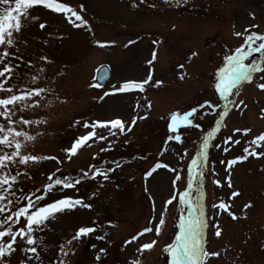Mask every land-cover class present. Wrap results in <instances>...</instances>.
Returning <instances> with one entry per match:
<instances>
[{"label": "rangeland", "instance_id": "374dc122", "mask_svg": "<svg viewBox=\"0 0 264 264\" xmlns=\"http://www.w3.org/2000/svg\"><path fill=\"white\" fill-rule=\"evenodd\" d=\"M63 2L74 7L80 4L85 6L83 14L92 32L75 29L62 15L37 7L32 15L39 16L40 22L48 25L47 28L41 31L36 24L25 29L17 38L28 41V58L35 59L40 54H47L54 61L46 66L51 82L45 81L54 93L48 97L52 105L39 112L49 123L45 127L29 130L33 135L42 133L29 147L36 154L64 159L62 165L54 161L41 162L34 170V180L27 183L29 186H41L46 175L57 167L65 174L78 175L89 164H99V161L91 160V155L106 145L85 148L71 162L61 151L75 137L84 134L82 125L77 126L76 121L91 122L116 117L130 120L136 114L133 111L136 99L146 96L153 104L148 119L138 121L134 130L124 136L112 152L101 154V160L120 159L129 163H125V167L112 176V182L100 189L94 199L90 200L89 197L97 190L96 183L85 181L80 185L78 194L93 205L92 209H78L59 216L50 222L54 231L45 234L46 243L52 245L70 238L79 226H93L95 221L97 232L75 244V255L70 257V264H97L94 257L100 248L107 249V255L102 256L100 264H126V259L132 256L138 245L133 244L125 250L124 241L145 226H151L149 221L153 216L159 217L163 203L171 192V173L159 170L145 180V170L157 159L171 166L185 167L198 150L203 133L214 126L215 120V116H208L198 121L200 129L181 128L179 131L184 143L170 142L168 152L161 158L157 153L166 134H170L167 133L166 121L161 117H167L172 111L183 112L205 99L218 100L212 86V73L222 64L223 54L242 43L233 36L234 31L242 32L246 27L259 25L253 30L264 34V0H189L188 4L179 7L174 5V0L168 4L164 0H146L144 4H139V0ZM133 4H137V7H133ZM149 4L156 7L149 8ZM61 36L63 39L58 38ZM45 40L47 44L43 43ZM154 40L162 43L153 45ZM97 41L108 46L98 47ZM129 41L135 43L129 44ZM153 51L157 52V60L149 66L147 61L151 59ZM194 51L199 56L189 61L188 57ZM253 58L258 59V54H253ZM101 64L111 67L112 79L104 88H92L89 85L94 82V69ZM180 64H184L185 68L181 69ZM149 70L153 71L156 80L164 81L161 88L149 87L139 97L124 95L100 99L112 85L124 79L146 78ZM185 72L186 79L179 80V75ZM53 73L56 75L53 76ZM260 82L259 74H256L253 84L245 83L238 89V94L230 97L237 102L244 101L246 107L229 112L225 118L226 127H222L214 143H220L237 128H251L252 132L247 137L242 133L237 134L235 139L241 140V144L234 145L228 154L214 147L209 152L202 183L206 194V219L219 224L222 230L219 238L215 237L211 226L206 232L208 247L222 253L216 264H264V159L249 158L233 166L231 188L228 187L225 167L219 163L241 155L247 141L264 131V118H261L264 115V91L255 87ZM222 109L223 102H220L217 113ZM102 134L107 135V132ZM124 140L129 143L125 145ZM185 150L189 155L180 163L177 153L182 155ZM141 155L148 156V159H133ZM217 179L221 181L220 186L213 183ZM185 186L186 168L185 180L179 187L183 190ZM233 191L240 195L232 198ZM149 193L155 198V213ZM67 194L77 195L75 191ZM220 202L230 205V211L240 218L233 220L226 211L214 210L212 205ZM247 204L252 207L246 209ZM179 208L178 203L174 202L164 213L166 224L160 237L151 233L140 241L158 239L156 247L144 253L142 264H170V257L163 249L174 238ZM184 214H187L186 210ZM105 232L109 235L104 241L95 239L96 235ZM93 244L96 249L92 248ZM224 249H228L227 254H224ZM45 264H48L47 257Z\"/></svg>", "mask_w": 264, "mask_h": 264}, {"label": "snow or ice", "instance_id": "6c2138e0", "mask_svg": "<svg viewBox=\"0 0 264 264\" xmlns=\"http://www.w3.org/2000/svg\"><path fill=\"white\" fill-rule=\"evenodd\" d=\"M145 2L146 0H139V4ZM164 3H170V0H164ZM188 3L189 0H174L176 7ZM37 7L62 15L75 29L92 32L83 14L85 12L83 4L74 7L63 0H0V264H45V257L48 264H70V257L75 255V244L97 232L96 222H93V226H79L70 238L49 245L46 243L45 234L54 231L50 222L78 209H92L93 205L79 196V186L85 181L96 183L97 190L89 197L91 200L100 189L112 182V176L129 162L120 159L101 160V154L112 152L120 140L134 130L138 121L148 119L153 108V104L144 96L143 99H136L133 108L136 114L130 120L116 117L91 122L76 121L77 126L82 125L84 134L75 137L61 151L68 162H71L85 148H92L97 144L106 145L99 147V150L91 155V160L99 161V164H89L81 169L78 175L65 174L57 167L46 175L41 186H29L27 182L34 180V170L41 162L54 161L57 165L64 163V159L58 156L39 155L29 147L34 145L39 135H42L39 132L33 135L29 130L45 127L49 123V120L41 117L39 112L52 105L48 97L54 95L53 90L45 82H51L46 66L53 64L54 61L47 54H40L35 59L28 58L26 55L28 41L17 39L25 29L36 24L41 31L47 28L45 22H40L39 16L32 15ZM133 7H137V4H133ZM148 7L155 8L156 5L149 4ZM258 27L259 25H252L244 28L242 32H233V36L242 40V43L234 50L229 48L222 56V64L212 73L214 81L212 86L218 94L216 102L205 99L183 112L172 111L167 117H161L166 121L167 133H170L166 134V139L157 153L161 158L168 152L167 145L170 142L184 143L179 131L181 128L200 129L198 121L208 116H215V120L214 126L203 133L198 150L185 167L171 166L162 159H157L145 170V180L153 177L159 170L171 173L173 176L170 181L171 192L163 203V211L159 217L153 216L149 221L151 226H145L124 241L125 250L133 244L138 245L132 256L126 259V264H142L144 253L156 247L158 239L143 243L140 241L147 234L154 233L157 238L163 234L166 224L164 213L174 202L180 206V215L175 223L174 238L163 249L170 257V264H216L221 258V251L210 249L206 241V232L210 226L216 238L221 237L222 230L219 224L206 219V194L202 181L206 174L211 148L228 154L234 145L241 144V140L235 139L237 134L242 133L247 137L252 132L251 128H237L220 143H214L222 127H226L225 118L229 112L246 107L244 101L237 102L230 97L238 94V89L245 83L253 84L256 74H259L261 82L255 84V87L264 91V34L253 30ZM58 38L63 39L62 36ZM43 43L47 44V40ZM96 43L98 47L108 46L100 41ZM132 43L135 42L129 41V44ZM152 43L157 45L162 41L154 40ZM253 54H258L259 58H253ZM198 56L199 53L194 51L188 60L191 61ZM156 60L157 52L153 51L147 64L152 66ZM179 67L184 69L185 65L180 64ZM55 75L56 73H53V76ZM186 77L185 72L178 78L184 81ZM108 78V69L102 66L97 70L95 82L89 86L102 88L104 84L99 82L107 81ZM163 85L164 81L156 80L153 71L149 70L146 78L124 79L123 82L112 85L109 90L104 91L100 99L124 95L139 97L149 87L159 89ZM220 102H223V109L217 113ZM261 118H264V115ZM104 131L107 135L102 134ZM123 143L127 145L129 141L124 140ZM188 155V151L185 150L182 155L177 153V159L183 163ZM249 158L264 159V131L247 141L241 155L219 162L228 174L229 188L232 187L230 173L233 166L246 162ZM133 159L147 160L148 156L141 155ZM185 168L186 186L181 190L179 185L185 180ZM212 171L215 174V166ZM213 183L221 185L218 179L213 180ZM71 191H75L77 195H68L67 193ZM145 191H148L147 187ZM239 195V192H232V198ZM149 200L155 213L156 202L151 193ZM212 207L214 210L226 211L233 220L240 218L231 212V206L224 202L213 204ZM251 207V204L245 205L246 209ZM108 235L105 232L103 235H96L95 239L104 241ZM92 248L96 249V245L93 244ZM223 251L227 254L228 249ZM106 255L107 249L100 248L94 257L97 264H100L102 256Z\"/></svg>", "mask_w": 264, "mask_h": 264}, {"label": "water", "instance_id": "95a60500", "mask_svg": "<svg viewBox=\"0 0 264 264\" xmlns=\"http://www.w3.org/2000/svg\"><path fill=\"white\" fill-rule=\"evenodd\" d=\"M104 68L108 69V77L110 78V71H109V68L107 66H103ZM101 68V67H100ZM99 68V69H100ZM96 75H97V72H96ZM109 78L107 79V81L109 80ZM107 81H100L99 83H102V84H106Z\"/></svg>", "mask_w": 264, "mask_h": 264}]
</instances>
